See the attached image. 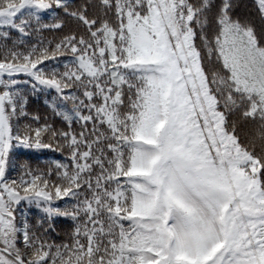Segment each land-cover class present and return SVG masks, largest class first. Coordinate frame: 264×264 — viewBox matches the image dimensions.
Returning a JSON list of instances; mask_svg holds the SVG:
<instances>
[{"label":"snow or ice","instance_id":"6c2138e0","mask_svg":"<svg viewBox=\"0 0 264 264\" xmlns=\"http://www.w3.org/2000/svg\"><path fill=\"white\" fill-rule=\"evenodd\" d=\"M0 264H264V0H0Z\"/></svg>","mask_w":264,"mask_h":264}]
</instances>
